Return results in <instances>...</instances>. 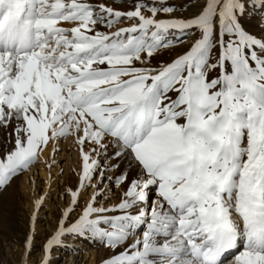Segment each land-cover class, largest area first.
Returning a JSON list of instances; mask_svg holds the SVG:
<instances>
[{"label":"snow or ice","instance_id":"6c2138e0","mask_svg":"<svg viewBox=\"0 0 264 264\" xmlns=\"http://www.w3.org/2000/svg\"><path fill=\"white\" fill-rule=\"evenodd\" d=\"M195 3L184 18L168 0H0V191L50 144L80 156L36 264L65 235L100 242L101 264H264V0Z\"/></svg>","mask_w":264,"mask_h":264},{"label":"rangeland","instance_id":"374dc122","mask_svg":"<svg viewBox=\"0 0 264 264\" xmlns=\"http://www.w3.org/2000/svg\"><path fill=\"white\" fill-rule=\"evenodd\" d=\"M91 2H104L109 6L126 9L132 0H127V3H122L121 0H115V3L113 0H91ZM168 3L177 8L173 15L184 18L191 17L199 7L195 0H168ZM247 26L251 31L259 34L255 21ZM194 38L189 35L185 42L177 44L174 50H163L159 55L154 56L153 66H158L161 62H170L177 52H182L189 47ZM3 141L4 135L0 132V144H3ZM56 147L59 151L53 154V146L50 144L30 170L17 176L9 187L0 191V264H21L24 238L29 229L30 217L35 213L37 200L44 198L39 212L36 213V236L30 253V264H36L41 258L42 253L39 249L55 233L62 213L70 203L68 189L74 190L77 187L80 156L71 137L58 142ZM118 172L119 170H116L110 175L115 176ZM105 183L108 182L105 181ZM92 191L90 189L87 193H82L76 212L69 218V225L78 218ZM114 191L117 199H113L111 203H118L121 190L114 189ZM72 239L78 243V246L71 245ZM62 240L61 246L52 249L50 264H101L102 260L110 254L109 250L98 241L71 235H65ZM71 258H74L72 263L69 261Z\"/></svg>","mask_w":264,"mask_h":264},{"label":"bare ground","instance_id":"6f19581e","mask_svg":"<svg viewBox=\"0 0 264 264\" xmlns=\"http://www.w3.org/2000/svg\"><path fill=\"white\" fill-rule=\"evenodd\" d=\"M31 213H33V211H31ZM33 215V214H32ZM72 241V243H71V245L73 246V247H75V246H78V243H76V241L75 240H71ZM38 245V244H37ZM37 245H35V246H37ZM74 260V258H71L69 261L72 263V261Z\"/></svg>","mask_w":264,"mask_h":264}]
</instances>
